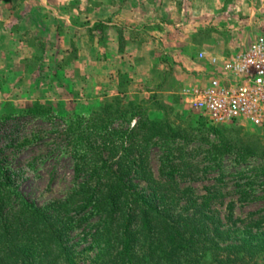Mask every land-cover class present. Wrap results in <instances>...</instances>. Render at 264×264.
Wrapping results in <instances>:
<instances>
[{"label": "rangeland", "instance_id": "obj_1", "mask_svg": "<svg viewBox=\"0 0 264 264\" xmlns=\"http://www.w3.org/2000/svg\"><path fill=\"white\" fill-rule=\"evenodd\" d=\"M181 1L178 15L184 14L182 26L186 24L187 28L193 29L187 35L181 27L183 19L180 17L172 18L169 28L165 27L164 36L173 40L175 46L172 49L162 46L157 51L159 64L152 68L155 86L148 93L127 90V83L121 78L117 93L107 91L97 95L83 88L82 73L86 70L71 65L77 57L80 38L87 34L98 45L103 44L106 38L105 33H90L83 21L77 19L81 29L68 49L63 47L58 37L57 44L52 39L48 43L54 45L53 48L45 42L41 45L38 42L36 48H26L19 42L21 38L16 37V42L9 38V30L3 27L4 21L0 18L2 156L13 173V186L18 185L25 200L43 206L53 200L63 199L86 176L83 170L75 172L74 147L72 144L68 146L64 134L67 124L83 133V145H90L94 151L101 152L99 154L102 157L113 159L115 167L123 151L118 148L119 152L103 150L98 137L101 135L94 133L92 126L78 125L79 116L87 117L100 110L104 121L111 115V129L127 127L128 124L119 115H112L117 106L114 101L112 107L105 103L111 102L116 96L122 97L123 103H137L155 94L162 108H154L158 112L149 111L151 117L165 114L173 128L188 129L194 125L188 123H193L192 120L198 117L214 125L218 134H199L191 130L189 137L176 138L167 143L152 139L144 154L139 156L138 151H135L127 158L138 157L140 160L145 157L146 171L143 178L136 176L133 164L125 162L120 173L126 182L133 184L136 192L148 195L154 190V182L165 181V173L171 171L179 187L190 189V197L198 203L212 196L204 212L214 217L215 222L210 224V229L218 224L225 231L218 238L220 243L234 244L242 240L256 243L264 237V155L242 157L234 148L216 164L208 151L223 140L239 145L250 143L262 153L264 130L246 120L213 122L184 101V92L202 87L213 72L220 70V64L211 62L214 57H217L218 63L219 55H231L245 49L255 37H264V0ZM13 4L19 5L17 0ZM199 17H202V22L200 26H195ZM179 30L185 36H181ZM34 104L39 105L36 109L48 117V121L40 116L21 114ZM103 105L108 107L107 114L102 110ZM136 119H131L129 125H133ZM32 135H35V139L23 147L14 150L4 147L10 139L20 140ZM20 198L11 196L9 207H16ZM184 204L187 205L184 200L181 201L180 205ZM81 217L83 219L78 224L67 230L66 245L80 254V264H95L98 217ZM263 262V254H256L249 264Z\"/></svg>", "mask_w": 264, "mask_h": 264}, {"label": "trees", "instance_id": "obj_2", "mask_svg": "<svg viewBox=\"0 0 264 264\" xmlns=\"http://www.w3.org/2000/svg\"><path fill=\"white\" fill-rule=\"evenodd\" d=\"M113 101L117 106L112 115H119L127 127L111 129V115L104 121L100 110L87 117L79 116L78 125L92 126L94 133L101 135V148L109 153L119 149L122 157L113 167V159L83 145V133L67 124L64 134L68 146L74 147L75 172L83 170L86 176L63 199L43 206L25 200L18 185L13 186V173L0 148V264H80V254L66 245V232L83 219L82 215L98 217L95 264H249L256 254H263L264 261V237L256 243H220L218 238L225 231L218 224L210 229L214 217L204 212L212 196L198 203L190 197V189L179 187L173 172L165 173V181H155L154 190L148 195L136 192L135 186L120 173L126 162L134 165L138 178H143L145 157L127 158L135 151L139 156L144 154L152 139L167 143L189 137L191 130L218 134V129L198 117L188 123L194 124L191 129L173 128L165 114L151 117L149 111L162 108L155 94L137 103H123L122 97L116 96L105 105L112 107ZM105 105L102 110L107 114ZM38 107L34 104L21 114L48 121ZM133 118H137L135 123L129 125ZM34 139L35 135L10 139L4 147L18 149ZM234 148L242 157L264 155L253 144L223 140L213 145L208 154L218 164ZM13 195L21 198L11 209ZM183 200L187 205H180Z\"/></svg>", "mask_w": 264, "mask_h": 264}, {"label": "crops", "instance_id": "obj_3", "mask_svg": "<svg viewBox=\"0 0 264 264\" xmlns=\"http://www.w3.org/2000/svg\"><path fill=\"white\" fill-rule=\"evenodd\" d=\"M14 1L0 0V18L9 30V38L13 42L21 38L19 42L26 48H36L38 42L53 48L48 43L52 39L57 44L58 37L68 49L81 29L78 20L90 33H105L101 45L92 42L87 34L81 37L77 57L71 64L86 70L82 73L83 88L97 95L117 93L119 78L125 80L129 91H152V68L159 64L157 51L162 46H175L164 36L165 27L169 28L172 18L180 17L187 35L193 29L182 26L184 14L178 15L181 0H17L19 5L15 6ZM199 19L195 26H200L202 17ZM182 32L179 30L185 36ZM224 56L219 55L218 60Z\"/></svg>", "mask_w": 264, "mask_h": 264}, {"label": "built area", "instance_id": "obj_4", "mask_svg": "<svg viewBox=\"0 0 264 264\" xmlns=\"http://www.w3.org/2000/svg\"><path fill=\"white\" fill-rule=\"evenodd\" d=\"M202 87L184 92V101L213 122L246 120L264 130V37L224 56Z\"/></svg>", "mask_w": 264, "mask_h": 264}]
</instances>
